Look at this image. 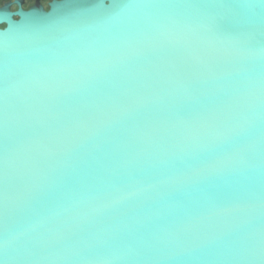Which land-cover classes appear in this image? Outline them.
<instances>
[{
	"label": "water",
	"instance_id": "obj_1",
	"mask_svg": "<svg viewBox=\"0 0 264 264\" xmlns=\"http://www.w3.org/2000/svg\"><path fill=\"white\" fill-rule=\"evenodd\" d=\"M0 9L5 264H259L264 0Z\"/></svg>",
	"mask_w": 264,
	"mask_h": 264
},
{
	"label": "flooded vegetation",
	"instance_id": "obj_2",
	"mask_svg": "<svg viewBox=\"0 0 264 264\" xmlns=\"http://www.w3.org/2000/svg\"><path fill=\"white\" fill-rule=\"evenodd\" d=\"M53 1L60 0H0V9H5L7 12L12 13V18L17 20L16 12H26L35 6L41 7L43 11H48ZM0 28H4V25H0Z\"/></svg>",
	"mask_w": 264,
	"mask_h": 264
},
{
	"label": "snow or ice",
	"instance_id": "obj_3",
	"mask_svg": "<svg viewBox=\"0 0 264 264\" xmlns=\"http://www.w3.org/2000/svg\"><path fill=\"white\" fill-rule=\"evenodd\" d=\"M0 264H5V259H0ZM259 264H264V256L259 258Z\"/></svg>",
	"mask_w": 264,
	"mask_h": 264
}]
</instances>
